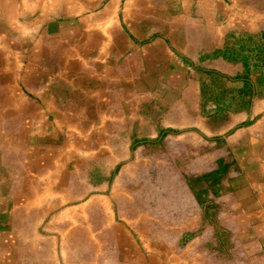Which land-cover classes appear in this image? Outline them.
I'll list each match as a JSON object with an SVG mask.
<instances>
[{"label":"crops","instance_id":"0c3cea01","mask_svg":"<svg viewBox=\"0 0 264 264\" xmlns=\"http://www.w3.org/2000/svg\"><path fill=\"white\" fill-rule=\"evenodd\" d=\"M262 2L0 0V264H57L66 241L101 239L153 264L157 204L149 194L151 209L123 216L126 185L190 147L189 172L237 178L229 191L193 190L195 218L230 225L244 206L264 222V121L248 125L264 101H225L249 71L223 55ZM219 112L237 130L228 159Z\"/></svg>","mask_w":264,"mask_h":264},{"label":"rangeland","instance_id":"374dc122","mask_svg":"<svg viewBox=\"0 0 264 264\" xmlns=\"http://www.w3.org/2000/svg\"><path fill=\"white\" fill-rule=\"evenodd\" d=\"M252 4L255 6L256 1ZM258 10L260 11L258 16L253 15L247 20L244 19L245 24L242 27L235 29L233 33H228L227 42L231 40L232 44L223 54L226 59L240 63L239 65L244 67V71H249V74L245 75L246 79L238 81L241 87L236 88L235 91L232 90L234 97L225 98L229 105L233 102L246 109H250L255 101H264V0ZM230 113L219 112L216 123L217 134L223 140L220 145L224 146L223 151L226 158L229 154L226 141L237 131L232 125L233 113ZM259 119L264 121V112H261L256 118L254 116L247 124L255 125ZM253 135L255 138L259 137V133ZM195 152L193 147L186 148V151H180L179 159L176 157L172 159L170 157L172 153H170L168 156L170 165H167L166 168L165 163L163 167L160 164L154 165L150 173L151 176L142 175L134 178L131 185H126L130 194L126 197L123 208H121L122 215L132 216L136 209L139 212L143 211L146 204H149L147 206L151 209L152 204L149 202L148 196L149 194L153 196V202L157 204L153 208L154 213L150 212L151 215H149L152 217V224L149 227L150 233L154 236L155 246L153 264H264V222L260 221L263 217H259L257 212H253L256 210L250 209L252 212H248L247 207L237 208L230 225L227 224V219L222 218L213 223L209 217L195 218L193 215V208L190 207L194 204V199L191 197L194 196L193 190L198 189L202 195L207 192L205 189L216 186L219 190L222 188L221 192L225 189L229 191L230 187L235 186L234 184L237 182L236 175L234 177L228 175L231 173L230 170L227 171V175L219 177L197 176L189 172L188 170L191 168L188 164L194 161ZM174 154H177V151ZM225 162L227 161L225 160ZM260 182L264 185V176L263 182ZM149 186H153L154 189L151 193H149ZM183 190V195L189 191L187 192L189 200L185 199L186 205L178 208L177 202L173 201L176 194ZM220 191L212 196L216 198V202L220 200ZM162 195L167 199L160 201ZM255 197L257 198L258 194ZM239 199H242L240 194ZM216 202L215 204L218 203ZM218 205L216 206L218 209L214 206V211L224 210L226 213V210L222 208L224 205L221 202ZM183 211H188L190 214L185 215L182 213ZM202 211L204 213V210ZM244 211L252 213L251 225L248 224V221H243ZM179 219H184L186 223H179ZM195 221H198V224H193ZM144 236L145 234L138 236L139 243L149 238L148 235L143 240ZM101 240L88 243H79L76 240L66 241L64 244H66L67 250L63 252L67 253L64 254L59 250L57 264H138L133 257L134 253L120 254L114 240Z\"/></svg>","mask_w":264,"mask_h":264},{"label":"bare ground","instance_id":"6f19581e","mask_svg":"<svg viewBox=\"0 0 264 264\" xmlns=\"http://www.w3.org/2000/svg\"><path fill=\"white\" fill-rule=\"evenodd\" d=\"M94 223H95V222H94ZM95 224H96V223H95ZM123 249H124V248H123ZM126 250H127V249H126ZM126 250H125V251H126ZM8 257H9V256H8ZM7 263H8V262H7Z\"/></svg>","mask_w":264,"mask_h":264}]
</instances>
